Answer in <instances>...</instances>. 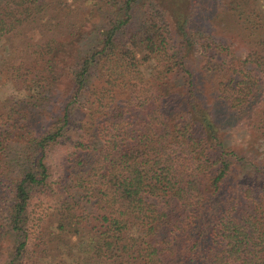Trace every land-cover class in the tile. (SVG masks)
<instances>
[{
    "label": "trees",
    "instance_id": "trees-1",
    "mask_svg": "<svg viewBox=\"0 0 264 264\" xmlns=\"http://www.w3.org/2000/svg\"><path fill=\"white\" fill-rule=\"evenodd\" d=\"M195 5L207 22L225 8L256 34L232 45L197 25ZM63 36L72 44L60 66ZM194 45L201 85L187 64ZM0 50V77L22 91L0 99V192L9 181L4 211L16 234L0 264H264V0H0ZM58 58L66 99L43 114ZM77 97L89 105L74 120ZM219 105L258 151L220 130ZM71 124L66 155L85 211L47 180L46 150ZM16 128L34 135L8 156ZM237 162L250 173L235 172Z\"/></svg>",
    "mask_w": 264,
    "mask_h": 264
},
{
    "label": "rangeland",
    "instance_id": "rangeland-1",
    "mask_svg": "<svg viewBox=\"0 0 264 264\" xmlns=\"http://www.w3.org/2000/svg\"><path fill=\"white\" fill-rule=\"evenodd\" d=\"M194 11L195 12L193 18L197 21V25L199 27L203 26V29L207 30V25H209V28L213 30L214 35L220 37V39H223L228 43H231L232 45L238 43L240 39L256 34L255 32H253L254 34H249L248 30L242 28V24L240 23L241 18L237 15L232 14L229 10L225 8H221L219 11H217L216 15H214L209 20V22H207L202 16L203 12L207 15L208 10H202V8H199L198 5H195ZM79 17L80 16H74L73 21L78 26H80L79 30H83L86 25L83 24L82 20ZM11 40L12 38L10 37L7 43L9 50L13 49L11 45ZM177 41L178 40L174 39V48H182L183 45H181V43L178 44ZM57 42L58 43L55 48V51L58 50L56 51V55L58 54L60 56L61 54L62 56L61 63L59 64L61 66L65 59V55L67 52L66 50L72 43H68L69 41L64 36L58 37ZM241 52V50L239 51L237 49V53ZM0 55H2L1 50ZM201 55L202 54L200 53L199 48L194 45L190 51V54L187 56V64L189 68L196 73V80L198 85H201L203 80L206 79V69L205 65L203 64L204 57H202ZM59 61L60 58H58L55 62V70L57 69V63ZM55 76V90L40 105V111L43 114L47 109L49 111H53L55 114L59 113L61 110L60 108L62 107L64 100L66 99V93L68 90V79L59 70H56ZM7 93L19 94V96L22 95V91H19L16 85H14L13 81H10L8 79H2L1 76L0 99L3 94ZM73 102L74 112L72 118H74V120L76 117L83 118L85 112L88 110L89 104L83 98L78 97ZM180 105L181 102L179 100L177 101V106ZM213 111L219 122L220 130H228V134L230 135V137L238 138L240 141H244L247 144V149L251 151V153H254V151L259 150L260 146L256 144L253 146L254 137L250 135L248 129L240 120H238L236 117H233L231 113H228L227 110L223 109L220 105L214 107ZM191 124L192 125H190V128L193 129V133L198 135V129L195 128L194 130V126L196 125L193 123ZM73 128L74 124H71L68 129L64 130V135L62 137H59V140L52 144L46 150L44 161L46 163L48 171V185L51 188L53 194L56 193V196H60L62 194V191H67L71 194L73 199H76L77 204L78 206H80L81 210L85 211L87 210V204L84 201L82 193H80L79 189L76 187V185H74V166L70 161H68L66 155L68 148L71 149L70 140H72L73 136L76 133ZM28 129L29 128L25 130L17 128L12 129L11 138L7 142L9 146L7 151L8 156H12V152L20 154L19 148L22 145L23 147L28 149V147H26L28 146V139L34 135L33 132L29 131ZM8 167L11 171L10 176L17 177L19 172L17 169V165L9 164ZM249 170L250 169L247 166L243 167L242 164H240L239 162L236 163L235 172L242 171L244 173H250ZM257 173L260 176H264V173H261V171ZM257 173L255 172L253 175H255L256 178H262L257 175ZM0 193V262H2L12 254V248L16 240V234L12 229L9 228L7 223L6 212L4 211L6 209L5 206L8 204L11 197V184L9 183V181L6 185H4L3 190ZM43 199H46V197H44ZM67 237L73 239L74 235L71 233L69 234V231L66 228L63 239L68 240ZM51 260L52 259L49 256H42L41 258L37 259H34V257L27 258V260L25 259L26 264H41V261L48 263ZM118 260L122 261L123 264H143L142 260L138 258L120 257L118 258Z\"/></svg>",
    "mask_w": 264,
    "mask_h": 264
}]
</instances>
